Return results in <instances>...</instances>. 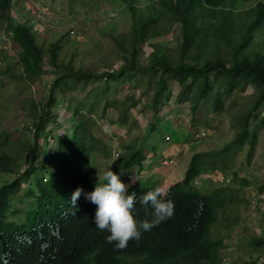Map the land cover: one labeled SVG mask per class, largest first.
Instances as JSON below:
<instances>
[{
    "label": "trees",
    "instance_id": "trees-1",
    "mask_svg": "<svg viewBox=\"0 0 264 264\" xmlns=\"http://www.w3.org/2000/svg\"><path fill=\"white\" fill-rule=\"evenodd\" d=\"M119 1L127 9L130 23L113 40L120 57L116 69L92 71L74 68L70 61L61 63L57 60L59 42H51L46 48L45 63L51 76L45 101L31 95L14 102L3 99L14 104L25 124L15 130V137L0 127V172L12 174L0 184V264H221L218 251L224 246L220 238H210L209 228L216 209L230 194L225 196V187L199 192L192 181L201 172L225 174L240 152L248 162L264 125V51L246 54L255 32L264 24V0H156L160 8L156 14L153 5L151 13H143L133 0ZM247 1L252 5L236 9L238 2ZM11 5L12 0H0L4 31L16 44L12 56L0 53V86L9 81L18 95L44 73V53L29 27L13 20ZM173 22L179 24L173 53L152 43L142 63L143 44L164 33L157 31L158 25L170 27ZM169 81L178 87L173 102L187 103L192 115L198 107L226 111V100L247 86L253 88V98L233 113L231 139L217 150L192 153L181 179L167 187L164 199L174 202V216L142 232L126 248L117 249L115 243L107 242L110 233L95 227V205L83 195L75 207L70 203L78 187L91 192L95 184L103 182L97 181L89 163L90 153L100 149L92 124L108 109L114 111L117 126L131 124L133 109L139 105V112L150 110L152 130L159 112L167 106ZM123 86L125 92L117 97ZM58 98L72 107L63 120L52 108ZM197 125L195 120L192 126ZM60 128L61 134L53 135ZM46 138L54 144L50 148ZM136 147L125 145L126 152L132 151L123 160L121 154L111 171L131 165L133 159L139 163L140 148ZM229 174L232 183H250L234 169ZM120 179L126 183L125 177ZM138 181L129 185V194L137 193L133 215L137 221H151L152 208L146 211L139 199L157 186ZM19 191L26 197V206L21 219H11L10 201ZM248 244L257 253L264 249V239H252Z\"/></svg>",
    "mask_w": 264,
    "mask_h": 264
},
{
    "label": "rangeland",
    "instance_id": "rangeland-1",
    "mask_svg": "<svg viewBox=\"0 0 264 264\" xmlns=\"http://www.w3.org/2000/svg\"><path fill=\"white\" fill-rule=\"evenodd\" d=\"M252 3V1L238 2L236 9H246ZM133 4L143 13H151V5L156 8L153 11L154 14L160 12L156 0H133ZM11 16L14 21L27 25L34 34L37 44L44 53L42 68L45 70L39 79L29 84L21 94L16 95L14 84L9 81L0 86V127L10 130L12 137H15L17 134L15 130L23 126L25 121L14 104L4 100L9 97L14 102L24 95H31L41 103L45 101L51 76L45 63L46 48L49 43L59 42L57 60L61 63L70 61L74 68L92 71L116 69L120 64V57L113 40L119 33L126 32L129 28L130 17L127 9L119 0H12ZM4 21L5 19L0 16V53L5 52L12 56L16 50V44L5 33ZM170 25V27L158 25L157 31L162 30L164 33L143 44L139 56L142 63L146 61L148 53L152 50L150 45L152 43L158 44V47L163 48L164 51L168 49V52L173 53L175 42L179 37V24L173 22ZM219 48V52L223 53L222 46ZM258 51H264V24L255 32L246 49V54L250 55ZM168 86L170 92L166 99L167 106L159 112L158 123L152 130L148 125L152 120L150 110L144 109L139 112L138 105L133 109L132 117L135 120L131 124L117 126L112 109H108L104 117L96 116L92 124L94 137L103 140L107 146L110 142V146L115 150L117 148L119 152L121 145L136 144L140 148L141 155L143 150L145 152V149H150L154 150V157L169 144L174 146L177 144L179 148L185 149V154L182 153L179 158L185 159L186 154L217 150L229 141L235 130L232 120L233 113L244 109L253 98V88L247 86L243 91L233 93L226 100V111L214 112L207 107H198L192 115L187 103L175 104L173 102L178 91L177 84L169 81ZM124 92L125 87L123 86L117 97ZM141 99L144 100L145 96ZM57 100L52 108L58 114L59 120H63L70 115L72 107L61 98ZM229 100H233V103ZM195 120L199 121V125L192 126ZM61 132V128L57 129L53 135L61 134ZM202 132L203 136H200ZM165 133L171 136H169L171 142L163 141L162 136ZM111 136L114 138L110 139ZM48 141L47 147L50 148L54 144L50 138ZM45 153L44 147L42 149L43 158ZM121 154V159H125L127 152L123 150ZM141 157L142 163L147 160L144 155L140 156V159ZM113 158L112 151L109 152L108 157L103 156L97 149L90 153L89 163L98 180L103 178L106 170H111ZM136 163L137 160H133L131 165L121 167L117 175L131 171L135 173ZM21 166L24 168L26 163L23 162ZM177 166L180 167L181 162H177ZM233 169L240 176L246 177L250 183L247 185H241L238 181L232 183L229 172ZM11 177L10 173L0 172V184L7 182ZM149 178H151L149 182L141 179L140 184L148 185L154 183V180L159 183L158 176ZM132 182L133 180L127 185ZM192 184L199 192L206 193L214 187H225L227 191L225 196L230 194L229 200H225V203L216 209L215 221L209 228L210 238H220L224 246L218 251L221 258L220 263L247 264L253 261L252 264H264V249L257 253L248 244L252 239H264V125L258 130L248 162L243 152H240L234 157L229 171L225 174L217 171L201 172L193 179ZM25 206L26 197L22 191H19L10 201L9 210L12 214L9 212V218L21 219Z\"/></svg>",
    "mask_w": 264,
    "mask_h": 264
},
{
    "label": "clouds",
    "instance_id": "clouds-1",
    "mask_svg": "<svg viewBox=\"0 0 264 264\" xmlns=\"http://www.w3.org/2000/svg\"><path fill=\"white\" fill-rule=\"evenodd\" d=\"M112 138L114 137L111 136L110 139ZM108 147L111 149L114 158L118 156L119 150L111 147L110 142ZM114 152H117V154L114 155ZM44 177L45 175L41 179L43 182L45 181ZM120 177H125L127 182V176H119L110 169L106 170L101 179L103 182L95 177L101 183L95 184L94 190L91 192H84L83 188L78 187L72 193L70 203L75 207L78 199L83 195L85 200L95 205V227L100 231L110 233L106 237L107 242L115 243L117 249L122 250L127 247L129 241L139 240L142 232L151 231L161 222L172 218L175 213V204L171 200L164 199L167 188L163 190L155 183L157 187L147 191L139 199V203L146 211L149 206L152 208L153 218L151 221L148 219L137 221L133 215V209L137 203V193L133 191L129 194V185L131 184L127 185L122 182Z\"/></svg>",
    "mask_w": 264,
    "mask_h": 264
},
{
    "label": "crops",
    "instance_id": "crops-1",
    "mask_svg": "<svg viewBox=\"0 0 264 264\" xmlns=\"http://www.w3.org/2000/svg\"><path fill=\"white\" fill-rule=\"evenodd\" d=\"M166 134L168 135V137L170 136L168 133H165L164 135H166ZM163 141L169 143V142H171V138H169L168 140L163 139ZM95 142L97 143L98 147L100 148L97 150L99 152H101V154L103 156L108 157L111 149L107 148L108 146L105 144V142H103V140H101L100 138H95ZM169 145L165 148H162L160 150V152L158 153V155H156V157H154V155H155L154 150L145 149V152L143 150L142 155H144V157H146L147 160L142 163V157H141V159H139V163H136V165L134 166L135 167V173L131 171V172H128L129 174L128 173L121 174V175L127 176L126 184H128L132 180H133V182L136 180H139L138 183H140L141 179L143 181L149 182L151 179L149 177L158 176V179L160 178V180H158L159 183L158 182L156 183V181L153 179L154 183H156L157 186H159L163 190H165V188L168 187V184L174 182L176 179L180 180L183 173H184V170L186 169L189 158L192 154H186L185 159H182V158L180 159L179 157H181V154L182 153L185 154V149L179 148L177 144L175 146L174 145L169 146ZM123 147H125V145H121L120 153L118 154V156L113 158L111 165L113 163H115V160L119 156H121V153L123 152ZM131 151L128 150V152H131ZM139 155L142 156L140 153H139ZM135 156H136V154H135ZM163 158L172 159L173 163L170 165L162 166V165H160V160H162ZM133 160H135V159H133ZM177 162H181L180 167L177 166ZM137 166H139V167H137ZM111 170H112V168H111ZM115 173L117 174V172H115ZM129 176H131V177H129ZM161 178H162V180H161Z\"/></svg>",
    "mask_w": 264,
    "mask_h": 264
},
{
    "label": "built area",
    "instance_id": "built-area-1",
    "mask_svg": "<svg viewBox=\"0 0 264 264\" xmlns=\"http://www.w3.org/2000/svg\"><path fill=\"white\" fill-rule=\"evenodd\" d=\"M200 136H203V132L200 134ZM197 137H198V135H197ZM163 138H164V140H168L169 139V137L167 135H165ZM116 154H117V152H114V155H116ZM172 163H173L172 162V159H165V158H163L162 160H160V164L162 166L170 165Z\"/></svg>",
    "mask_w": 264,
    "mask_h": 264
}]
</instances>
